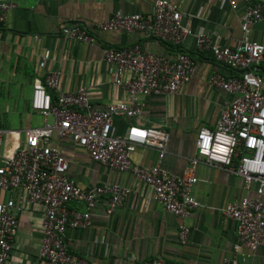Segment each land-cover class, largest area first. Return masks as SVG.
Instances as JSON below:
<instances>
[{
	"label": "crops",
	"instance_id": "0c3cea01",
	"mask_svg": "<svg viewBox=\"0 0 264 264\" xmlns=\"http://www.w3.org/2000/svg\"><path fill=\"white\" fill-rule=\"evenodd\" d=\"M154 1H18L0 23V96L21 101L22 112L37 113L30 106L33 78H43L49 71H55L59 74L62 91L83 88L88 92L93 109L100 110L109 103L128 100L125 90L115 83L114 67L102 60L104 46L125 48L138 43L144 51L168 57L181 51L192 59L194 72L178 93L144 97L145 105L139 115L112 117L111 132L123 134L130 124L164 128L169 133V141L163 158L158 162L153 148L136 145L130 154L131 161L141 166L158 162L170 174L183 175L189 159L195 155L196 132L200 127L213 129L221 106L235 96L208 83L212 73L230 75L234 71L217 63L208 50H197L195 33L203 31L212 42L234 47L242 38L243 10L248 2L256 0H173L181 14V24L190 31L178 45L141 31L101 32L97 29L100 22L117 13L150 16ZM73 25L84 27L95 35V42L82 43L67 37L65 31ZM248 37L264 43V17L249 27ZM46 50L49 57L40 68L38 63ZM48 92L53 99L58 94L55 89H48ZM15 108H18L17 103ZM48 118L46 122L52 123ZM43 123L42 118L41 125ZM41 125L2 130L6 132L3 133V150L8 152L23 145L22 130ZM9 130L14 133H7ZM51 144L68 159L67 173L79 187L119 183L131 188L122 205L111 214L106 213L108 198L102 195L91 210L90 225L66 230L65 243L71 254L91 264H141L157 257L165 264H222L230 254L236 242V224L222 209L245 194L239 176L198 157L192 194L200 206L180 220L153 202L150 188L134 181L127 172H118L92 160L83 148L69 139H60L56 133L51 137ZM22 193L17 190L12 196L17 198ZM249 195L256 196L254 190ZM8 197V192L0 193L2 200ZM260 198L264 202V190ZM67 205L78 210L84 208L82 203L75 201ZM41 216L39 204L24 201L5 264H48L38 257ZM180 222L189 227L184 241L178 235ZM238 264H264V245L255 249L242 248Z\"/></svg>",
	"mask_w": 264,
	"mask_h": 264
},
{
	"label": "built area",
	"instance_id": "2783aa9c",
	"mask_svg": "<svg viewBox=\"0 0 264 264\" xmlns=\"http://www.w3.org/2000/svg\"><path fill=\"white\" fill-rule=\"evenodd\" d=\"M18 1L0 0V23ZM263 17L264 0L247 3L240 19L242 38L234 47L212 42L203 31L195 33L197 50H208L217 63L234 71L230 75L212 73L208 83L235 96L223 103L213 129L200 127L196 132L195 155L183 175H172L158 163L169 141L164 128L130 124L123 134L111 131L112 117L139 115L144 97L178 93L194 72V63L185 53L177 51L168 57L144 51L138 43L125 48L104 46L102 60L114 67L115 83L125 90L128 100L109 103L100 110L93 109L85 89L62 91L58 72L49 71L43 78L35 76L30 106L44 119L43 125L23 129L24 144L8 152L3 150L5 131L0 130V193H9L8 198H0V264L9 258L24 201L42 208L39 258L48 264H91L68 251L66 230L90 225L91 210L98 197L107 196L106 213L111 214L131 192L130 187L119 183L79 187L67 173L68 159L51 144L54 133L83 148L92 160L127 172L134 181L148 186L150 199L180 220L200 206L192 194L198 157L239 176L245 194L222 209L236 224V242L222 264H238L242 248L264 245V202L260 198L264 190V43L248 37L249 27ZM97 29L141 31L172 45L180 44L190 32L181 24V14L173 0H155L150 16L114 14L100 22ZM65 35L82 43L96 40L79 25L67 28ZM48 57L46 50L38 63L40 68ZM48 89L58 91L55 99ZM47 117L53 122H46ZM136 145L153 148L158 162L151 166L133 163L130 154ZM17 190L23 193L14 198L12 194ZM251 190L256 196L249 195ZM71 201L82 203L84 208H69ZM188 233L189 227L180 222L179 238L184 241ZM141 264L165 262L157 257Z\"/></svg>",
	"mask_w": 264,
	"mask_h": 264
},
{
	"label": "rangeland",
	"instance_id": "374dc122",
	"mask_svg": "<svg viewBox=\"0 0 264 264\" xmlns=\"http://www.w3.org/2000/svg\"><path fill=\"white\" fill-rule=\"evenodd\" d=\"M16 103L18 108L16 109ZM22 102L15 101L6 96H0V129L7 128L18 129L30 125H41L42 117L37 113L22 112L20 110ZM48 120H52L51 117ZM21 139L23 133L21 134Z\"/></svg>",
	"mask_w": 264,
	"mask_h": 264
}]
</instances>
